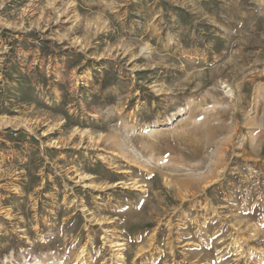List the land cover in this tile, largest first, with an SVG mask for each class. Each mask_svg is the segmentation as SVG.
Listing matches in <instances>:
<instances>
[{
  "label": "rangeland",
  "instance_id": "374dc122",
  "mask_svg": "<svg viewBox=\"0 0 264 264\" xmlns=\"http://www.w3.org/2000/svg\"><path fill=\"white\" fill-rule=\"evenodd\" d=\"M0 264H264V0H0Z\"/></svg>",
  "mask_w": 264,
  "mask_h": 264
},
{
  "label": "trees",
  "instance_id": "16d2710c",
  "mask_svg": "<svg viewBox=\"0 0 264 264\" xmlns=\"http://www.w3.org/2000/svg\"><path fill=\"white\" fill-rule=\"evenodd\" d=\"M40 50L42 53H45V49H47L45 43L39 44ZM3 139L6 140L9 143L19 142L22 139L21 134H2Z\"/></svg>",
  "mask_w": 264,
  "mask_h": 264
}]
</instances>
